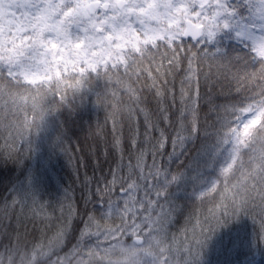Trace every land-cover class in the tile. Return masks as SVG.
Returning <instances> with one entry per match:
<instances>
[{
  "label": "snow or ice",
  "instance_id": "snow-or-ice-1",
  "mask_svg": "<svg viewBox=\"0 0 264 264\" xmlns=\"http://www.w3.org/2000/svg\"><path fill=\"white\" fill-rule=\"evenodd\" d=\"M0 264H264V0H0Z\"/></svg>",
  "mask_w": 264,
  "mask_h": 264
},
{
  "label": "trees",
  "instance_id": "trees-1",
  "mask_svg": "<svg viewBox=\"0 0 264 264\" xmlns=\"http://www.w3.org/2000/svg\"><path fill=\"white\" fill-rule=\"evenodd\" d=\"M91 118L92 117L90 113H84L81 116V118H79L78 120L74 122H69L68 123L69 137L73 140L79 138L83 134L87 126V123L90 121ZM57 171L59 173L60 178H62L65 182H67L69 173L66 167L64 166L62 160L59 161L57 165Z\"/></svg>",
  "mask_w": 264,
  "mask_h": 264
}]
</instances>
